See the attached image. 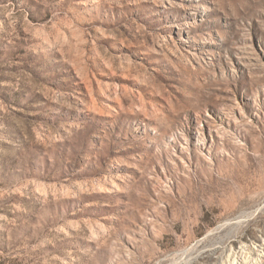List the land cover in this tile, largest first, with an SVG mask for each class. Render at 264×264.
I'll use <instances>...</instances> for the list:
<instances>
[{"label":"rangeland","instance_id":"obj_1","mask_svg":"<svg viewBox=\"0 0 264 264\" xmlns=\"http://www.w3.org/2000/svg\"><path fill=\"white\" fill-rule=\"evenodd\" d=\"M262 243L264 0H0V264Z\"/></svg>","mask_w":264,"mask_h":264},{"label":"bare ground","instance_id":"obj_2","mask_svg":"<svg viewBox=\"0 0 264 264\" xmlns=\"http://www.w3.org/2000/svg\"><path fill=\"white\" fill-rule=\"evenodd\" d=\"M252 249L259 252L258 257L256 260H253L251 262H245V264H264V243L257 245ZM221 259H223V257ZM216 264H224V261L219 260Z\"/></svg>","mask_w":264,"mask_h":264}]
</instances>
